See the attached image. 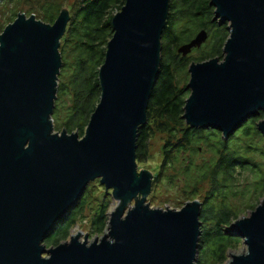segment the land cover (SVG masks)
I'll use <instances>...</instances> for the list:
<instances>
[{
	"label": "water",
	"instance_id": "1",
	"mask_svg": "<svg viewBox=\"0 0 264 264\" xmlns=\"http://www.w3.org/2000/svg\"><path fill=\"white\" fill-rule=\"evenodd\" d=\"M171 0H127L100 71L102 98L86 136L55 134L61 40L70 22L19 17L0 36V264H197L202 203L181 210L146 204L153 174L139 171L138 131L148 124ZM229 25L225 57L194 63L184 118L227 138L264 112V0H212ZM206 31L179 49L184 57ZM264 135V121L259 124ZM100 179L120 207L102 241L43 245ZM136 201V205L129 208ZM129 208V209H128ZM128 209V210H127ZM247 253L229 264H264V204L233 224ZM48 255V257H46Z\"/></svg>",
	"mask_w": 264,
	"mask_h": 264
},
{
	"label": "trees",
	"instance_id": "2",
	"mask_svg": "<svg viewBox=\"0 0 264 264\" xmlns=\"http://www.w3.org/2000/svg\"><path fill=\"white\" fill-rule=\"evenodd\" d=\"M32 1H5L3 6L10 2L7 8L10 16L8 25L19 17L22 12L20 7L24 3L32 5ZM210 1L170 2L167 27L162 35L161 68L149 102V121L138 131L137 162H144L149 157L150 142L155 134L152 126L155 116L160 120L158 128L175 139L166 146L164 164L174 172L177 171L179 178H184L183 181H192L195 188L191 194L193 197L188 200L198 199V186L210 184V191L201 201L203 226L198 264H223L228 259L227 245L232 241H240L223 229L224 225H231L239 219L236 210L230 207L229 199L240 193L239 187L245 172L250 171L255 176L259 173V164L252 156L257 149L252 142L262 138L263 134L258 126L264 121V112L244 123L227 138L221 131L193 128L186 123L185 107L191 92L187 87L179 88L177 73H186L188 76L185 67L189 63V57L195 51L199 52L200 48L194 49L185 57L179 53V49L191 43L200 32L206 31L209 37L205 46L209 45V48L205 47L202 58L196 59V62L216 58L223 60L225 45L230 37L228 24L220 26L213 21L216 8L210 6ZM126 2L127 0H85L76 11H69L70 22L60 46L63 63L53 114L55 130L61 125V129L69 135L77 132L80 138L86 136L91 118L102 98L100 71L106 62L109 42L115 34L113 20ZM34 11L31 8L30 14L26 16H35L44 23L54 25L64 11V5L62 0H46L39 9L40 16L35 15ZM5 28L0 21V36ZM207 152L213 155L210 161L204 160L201 165L197 164L196 158ZM182 158L184 163L181 166ZM155 182L154 178L153 186ZM89 198L88 189L71 209L68 221L55 227L46 241L50 246H59L69 239L73 226L84 218ZM109 211L108 203L98 209L92 221L94 233L103 234L106 231ZM233 217L236 218L233 220Z\"/></svg>",
	"mask_w": 264,
	"mask_h": 264
},
{
	"label": "rangeland",
	"instance_id": "3",
	"mask_svg": "<svg viewBox=\"0 0 264 264\" xmlns=\"http://www.w3.org/2000/svg\"><path fill=\"white\" fill-rule=\"evenodd\" d=\"M45 1L46 0H33L32 5L24 3L20 7V11H22L21 14L24 15H27L28 13L30 14L31 8H34L35 15L40 16L41 14L39 12V9L41 8V6ZM84 1L85 0H62L64 5V10H68L70 12L76 11ZM207 1L210 0H205V2ZM210 2H212V0ZM9 3L5 4L4 6L2 4L3 7L1 6L2 10H0V21L2 22L3 25H5L6 28L10 26L8 25L10 16H9V12L7 11V8L9 7ZM205 44L206 42L203 44V46L200 49L198 48L199 52L197 51H195L194 53L191 52L192 54L189 57V63L185 67L186 72L189 73L188 76L186 75V73H184L185 75L184 74L181 75L179 74V72L177 73V79L178 82L180 83L179 88H183V87L188 88L191 81L190 69L194 63H197L196 59L202 58L205 47H207L205 46ZM208 48L209 45L207 49ZM223 56L225 57V52ZM190 96L191 93L189 97ZM61 110L63 111L62 108ZM65 116L66 113L64 114V117ZM159 121L160 120H158L157 117L153 116L152 126L155 129L154 130L155 134L152 136L150 142V146H149L150 154L146 161L138 163L139 171L147 170L151 172L156 180L152 189V193L147 198L146 204H148L151 208H155V209L181 210L187 204L194 202L193 200L191 201L188 199L193 197V195L191 194L195 188L192 184V181L190 180L183 181L184 178L183 177L179 178V175H177V171L174 172L172 169L167 168V165L164 164L166 146L168 145L169 142H174L175 139L171 137L169 133L162 132V130L158 128ZM62 127L63 126L58 125V128L57 130H55L54 133L63 134L64 129H61ZM252 144L257 149L252 156L254 161L259 164V167L257 168L259 173L258 175H256L257 176L256 179V176L250 171L245 172V175L241 180V186L239 187L240 188L239 192L242 193V191H244L245 189L246 190L244 191V193L242 194L239 193L237 196L230 197L229 199L230 207L236 210L239 219L233 221L231 225L223 224L224 225L223 229L230 235H234L233 237L234 239H240V241L239 242L232 241L230 245H227L228 259L223 264H229L233 256L235 255L239 256L244 253H247L248 251V246L245 243V239L238 236V233L232 230L233 224L236 223L237 221L242 220L243 218L251 217L253 211L257 210L259 206H262L264 204V135H262V138H257L256 140H254ZM212 157L213 155L207 152L205 154H202L201 156H198L196 158V162L197 164L201 165L204 160L205 162L206 161L209 162L210 158ZM181 162H182L181 163L182 166L184 163L183 158L181 159ZM88 189H89L90 198L88 199V205L84 218L83 219L81 218L79 222L75 226H73V228L70 231L69 239L65 241L66 243H71L72 240H76L79 237V241L81 243L85 242L86 240V242L92 244L94 243V241H99V242L102 241V239L105 236H107L110 232V219L112 218L113 214H115V211L118 210V208L120 207V202L116 200L115 195H112L113 190H107V188L105 187V185L102 184L100 179L96 181H92L88 185L86 191ZM209 191H210L209 183L198 186L197 193H199V196L197 201L201 202L202 199L207 196ZM135 202L136 201H134L132 205L129 206L130 209L136 205ZM105 203H108L110 206L108 226L103 234H96L93 232L92 229V221L98 209L101 208ZM235 218L236 217H233L232 219L234 220ZM46 241L47 239L44 241L43 245L47 248V250L56 247V246H50ZM46 257H48V255ZM196 263L197 264L200 263V252ZM210 264H214V263L211 262ZM216 264H220V263H216Z\"/></svg>",
	"mask_w": 264,
	"mask_h": 264
},
{
	"label": "built area",
	"instance_id": "4",
	"mask_svg": "<svg viewBox=\"0 0 264 264\" xmlns=\"http://www.w3.org/2000/svg\"><path fill=\"white\" fill-rule=\"evenodd\" d=\"M6 0H0V7L2 6V4H4Z\"/></svg>",
	"mask_w": 264,
	"mask_h": 264
},
{
	"label": "bare ground",
	"instance_id": "5",
	"mask_svg": "<svg viewBox=\"0 0 264 264\" xmlns=\"http://www.w3.org/2000/svg\"><path fill=\"white\" fill-rule=\"evenodd\" d=\"M191 92V91H190ZM191 94H192V92H191ZM153 181H154V178H153ZM152 188H153V182H152Z\"/></svg>",
	"mask_w": 264,
	"mask_h": 264
}]
</instances>
